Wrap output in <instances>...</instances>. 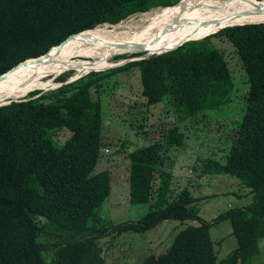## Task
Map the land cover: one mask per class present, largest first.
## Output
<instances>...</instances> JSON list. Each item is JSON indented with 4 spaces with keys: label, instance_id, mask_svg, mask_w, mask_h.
Returning <instances> with one entry per match:
<instances>
[{
    "label": "trees",
    "instance_id": "obj_1",
    "mask_svg": "<svg viewBox=\"0 0 264 264\" xmlns=\"http://www.w3.org/2000/svg\"><path fill=\"white\" fill-rule=\"evenodd\" d=\"M178 1L0 0V75L74 34ZM221 38L236 48L250 88L230 152L224 151L223 162L214 156L195 171L235 177L249 190L252 203L206 222L199 216L191 183L182 179L183 188L173 184L166 156L169 149L184 146L178 127L183 120L227 111L232 105L233 73L214 43ZM188 41L171 52L114 69L138 68L147 104L168 99L180 122L129 157L130 204L149 206L140 220L114 226L101 214L113 179L109 170L96 171L104 146V108L92 90L99 93L107 77L95 79L98 73H91L0 107V264H107L101 240L108 233L145 235L167 221L184 228L164 253L152 254L141 264H253L264 239V23L227 27ZM72 75L66 73L57 82ZM68 131L71 137L56 140L59 132ZM223 220H230L238 245L219 260L211 228Z\"/></svg>",
    "mask_w": 264,
    "mask_h": 264
},
{
    "label": "rangeland",
    "instance_id": "obj_2",
    "mask_svg": "<svg viewBox=\"0 0 264 264\" xmlns=\"http://www.w3.org/2000/svg\"><path fill=\"white\" fill-rule=\"evenodd\" d=\"M181 1L179 0V2ZM142 14H134L124 20L122 24L127 25L138 21ZM214 43L225 53L233 73L236 86L232 105L227 111L209 112V116L199 114L194 118L183 120L184 123L176 121V115L168 99L156 105L147 104L142 97L143 88L138 68L132 67L114 72V68L126 64V62H122L121 58L135 56L138 53L114 57L111 59V63H115L116 67L105 66L107 68V70H103L105 72L100 71L98 75L93 76L95 79L107 77L100 82V87L102 86L100 92H96L95 87L92 92L94 99L100 100L104 108V146L96 171L109 170L112 175L111 194L101 207L103 218L111 225L118 226L126 222L137 221L148 213V205L130 204L131 162L129 157L134 151L158 141L160 135L166 129H171L176 123H180L178 127L184 134L185 138L182 144L184 146L169 149L170 154L166 156V170L172 171L175 187L183 188L181 180L184 179V182L191 183L192 195L203 197V203L199 205L202 220L211 222L226 212L230 208L229 206L237 209L250 204L252 197L249 195V190L242 187L240 181L229 174L212 177L213 179H225L220 183H212L213 181L208 178L211 177L209 175L208 177L203 176L206 185L198 186L195 183V180L202 174L198 170L195 171L199 164L214 156L223 162L224 151L230 152L233 142L231 136L236 125L243 120L250 88L234 45L229 40L222 38L215 39ZM175 46L176 43L172 47L175 48ZM163 49L159 48L149 53L153 54ZM139 57L132 62L140 60ZM83 60L90 61V59L78 57L75 62ZM97 68L75 70L76 74L73 76L76 78L80 74L86 76ZM55 85L49 91L59 86L57 82ZM68 137H71L70 131L59 132L56 140L64 142ZM105 150H110V152L107 153ZM238 193L243 196L237 197ZM232 202L234 205H230ZM44 221L45 219H40V223H44ZM183 226L184 224L179 222L167 221L145 235L108 233V236L101 240L104 248L103 257L107 264H141L143 259L152 254L161 255L164 253L171 246L177 233L184 228ZM232 231L230 220H223L211 228V236L219 260L226 258L238 245ZM260 251V255L253 260V264H264V241L260 243Z\"/></svg>",
    "mask_w": 264,
    "mask_h": 264
},
{
    "label": "bare ground",
    "instance_id": "obj_3",
    "mask_svg": "<svg viewBox=\"0 0 264 264\" xmlns=\"http://www.w3.org/2000/svg\"><path fill=\"white\" fill-rule=\"evenodd\" d=\"M153 10L141 13L138 21L127 25H99L93 31L66 41L50 54L13 70L0 80V103L37 90H50L56 79L70 70L115 67L117 65L112 64L111 59L119 55L149 53L164 48L153 53L162 54L185 41L203 39L232 25L264 21V0H183L169 10ZM166 39L172 40L156 46ZM78 57L90 61L75 62Z\"/></svg>",
    "mask_w": 264,
    "mask_h": 264
},
{
    "label": "water",
    "instance_id": "obj_4",
    "mask_svg": "<svg viewBox=\"0 0 264 264\" xmlns=\"http://www.w3.org/2000/svg\"><path fill=\"white\" fill-rule=\"evenodd\" d=\"M180 3V2H179ZM179 3L177 2L176 4H174L173 6H170V7H167V9L168 8H174V7H176L177 5H179ZM260 23H264V21H262V22H253V23H247V24H245V25H250V24H260ZM244 24H240V25H232V26H229V27H233V26H245ZM108 26H110V25H108ZM227 28V27H226ZM223 30V29H222ZM87 32H89V31H86V32H82L81 34H84V33H87ZM81 34L79 33V34H77V35H73V36H71V37H69V38H67L65 41H63L59 46H55V47H53L48 53H46V54H44V55H42V56H39V57H35V58H31V59H29V60H26V61H24V62H21V63H19L18 65H16L15 67H13L12 69H10L9 71H7L6 73H4V74H2V75H0V80L1 79H3V77L4 76H6V75H8L10 72H12L13 70H16L17 68H19V67H21V66H25V65H28V63L31 61V60H34V59H38V58H41V57H43V56H45V55H48V54H50L53 50H55V49H57L58 47H60V46H62L63 44H65L66 43V41H69V40H71L72 38H74V37H76V36H78V35H80L81 36ZM215 34V33H214ZM213 35V34H212ZM210 36V35H209ZM208 37V36H207ZM205 38V37H204ZM203 38V39H204ZM196 40H201V39H196ZM190 41H192V40H190ZM188 42V41H187ZM186 43V42H185ZM184 44V43H183ZM182 44V45H183ZM182 45H180V46H182ZM179 46V47H180ZM179 47H177V48H179ZM176 48V49H177ZM176 49H173V50H176ZM173 50H171V51H173ZM168 52H170V51H168ZM144 54L142 55V56H138L139 58H141L140 60H144V59H148V58H150L151 56H154V55H160V54H151V53H147V52H143ZM136 59H134V58H132V59H128V60H126V63L127 62H131V61H135V60H137L138 58L137 57H135ZM139 61V60H138ZM73 71H75V70H73ZM93 72H97V71H93ZM92 72V73H93ZM82 77H84V75H82V74H80L79 75V77H73V78H71V79H69L67 82H66V84L67 83H71V82H74V81H76V80H78V79H81ZM60 86L59 87H61L63 84H59ZM58 88V87H57ZM13 101H16V100H9L8 102H6V103H4L3 105H6V104H11ZM2 106V105H1Z\"/></svg>",
    "mask_w": 264,
    "mask_h": 264
},
{
    "label": "clouds",
    "instance_id": "obj_5",
    "mask_svg": "<svg viewBox=\"0 0 264 264\" xmlns=\"http://www.w3.org/2000/svg\"><path fill=\"white\" fill-rule=\"evenodd\" d=\"M180 1H181V0H180ZM259 1H260V0H259ZM178 2H179V1H178ZM176 3H177V2H176ZM176 3H175V4H176ZM172 6H173V5H172ZM169 7H170V6H169ZM161 8H167V7H161ZM157 9H159V7H158ZM148 12H149V11H148ZM145 13H146V12H145ZM145 13H143V14H145ZM122 22H123V21H122ZM122 22H121V23H122ZM119 24H120V23H119ZM119 24H116V25H119ZM109 25H111V24H109ZM116 25H112V26H116ZM99 27H100V26L96 27L95 29H97V28H99ZM95 29L87 30V31H93V30H95ZM84 32H86V31H84ZM81 33H82V32H81ZM78 34H79V33H78ZM74 35H77V34H74ZM72 36H73V35H72ZM70 37H71V36H70ZM201 40H202V39H201ZM192 41H197V40H192ZM59 45H60V44H59ZM59 45H57V46H59ZM54 47H55V46H54ZM52 48H53V47H52ZM52 48H51V49H52ZM51 49H50V50H51ZM50 50H49V51H50ZM49 51H48V52H49ZM48 52H47V53H48ZM170 52H171V51H170ZM163 53H164V52H163ZM163 53H162V54H163ZM165 53H168V52H165ZM165 53H164V54H165ZM45 54H46V53H45ZM143 54H144V53H138V55H135V56H131V57L128 56L127 58H121V60L123 59L122 62H126V60H128V59H132V58H135V57H138V56H142ZM162 54H160V55H162ZM43 55H44V54H43ZM127 55H128V54L120 55L119 57H124V56H127ZM41 56H42V55H41ZM154 56H156V55H154ZM151 57H152V56H151ZM34 58H35V57H34ZM30 59H31V58H30ZM28 60H29V59H28ZM144 60H145V59H144ZM139 61H141V60H139ZM136 62H137V61H136ZM129 63H132V61H131V62H128V63H126V64H124L123 66H125V65H127V64H129ZM115 67H116V66H115ZM120 67H122V66H120ZM111 68H112V67H111ZM117 68H119V67H117ZM114 69H116V68H114ZM69 72H73V75L76 74V71L70 70V71H68V72H64L62 75L66 74V73H69ZM98 72H100V71L93 72V73H98ZM103 72H105V71H103ZM91 73H92V72H91ZM91 73H89V74H91ZM89 74H87V75H89ZM62 75H61V76H62ZM73 75L70 76V77H68L67 80L64 81V82H57V79L59 78V77H58V78L56 79V82H57L58 84H63L62 86L67 85V84H70V83H67V84H66V82H67L69 79L75 77V76H73ZM61 76H60V77H61ZM84 76H85V75H84ZM82 78H83V77H82ZM78 80H79V79H78ZM76 81H77V80H76ZM74 82H75V81H74ZM71 83H72V82H71ZM62 86H61V87H62ZM58 88H60V87H58ZM58 88H56V89H58ZM56 89H52V90H56ZM37 91H40V90H37ZM34 92H36V91H34ZM34 92H32V93H34ZM41 92H42V93H45V92H47V91H43V90H41ZM32 93H31V94H32ZM29 95H30V94H29ZM29 95H28V96H29ZM28 96L25 97V98L18 99V100L13 101V102L29 100V99H28ZM34 98H37V97H34ZM13 102H12V103H13ZM5 103H6V102H5ZM6 105H8V104H6ZM2 106H5V105L2 104ZM2 106L0 105V107H2ZM105 151H106L107 153L110 152V150H105ZM240 193H241V192H240ZM238 194H239V193H238ZM249 195H250V194H249ZM250 196H251V195H250ZM251 197H252V196H251ZM196 199H197V198H196ZM197 201H198V199H197ZM196 203H197V202H196ZM232 209H234V208H232ZM224 213H226V212H224ZM224 213H222V214H224ZM222 214H221V215H222ZM219 216H220V215H219ZM219 216H218V217H219ZM218 217H217V218H218ZM217 218H215V219H217ZM215 219H214V220H215ZM214 220H212V221H214ZM212 221H211V222H212ZM194 223H195V222H194ZM260 243H261V242H260Z\"/></svg>",
    "mask_w": 264,
    "mask_h": 264
},
{
    "label": "crops",
    "instance_id": "obj_6",
    "mask_svg": "<svg viewBox=\"0 0 264 264\" xmlns=\"http://www.w3.org/2000/svg\"><path fill=\"white\" fill-rule=\"evenodd\" d=\"M208 177V176H207ZM206 177V178H207ZM212 177H215V176H211V177H208V178H210L213 182L212 183H215V182H222V180H225V179H219V178H216V179H213ZM217 177H219V176H217ZM205 179V177H203V176H200L198 179H196L195 180V183L198 185V186H201V185H206V183L203 181ZM227 180V179H226ZM228 182V181H227ZM211 183V184H212ZM237 197H241V196H243V194H237L236 195ZM193 197H195V198H197L198 199V201H196L197 203H196V206L198 207V209H199V216L201 215V210H200V207H199V205L200 204H202L203 202H202V196H197V195H193ZM205 197V196H204ZM250 201H251V199H250ZM252 203V201L250 202V204ZM250 204H248V205H250ZM230 205H234L233 204V202H232V204H230ZM247 205V206H248ZM247 206H243L242 208H244V207H247ZM230 208L228 209V210H230V209H232L233 207L232 206H229ZM227 210V211H228ZM224 213V212H223ZM204 214V213H203ZM201 217V216H200ZM217 217V216H216ZM202 218V217H201ZM214 220V219H213ZM264 241V239L261 241V242H263ZM236 248H237V246H236ZM235 248V249H236Z\"/></svg>",
    "mask_w": 264,
    "mask_h": 264
}]
</instances>
